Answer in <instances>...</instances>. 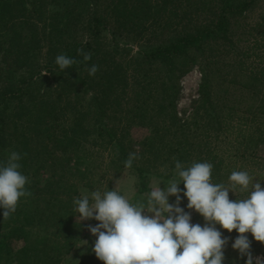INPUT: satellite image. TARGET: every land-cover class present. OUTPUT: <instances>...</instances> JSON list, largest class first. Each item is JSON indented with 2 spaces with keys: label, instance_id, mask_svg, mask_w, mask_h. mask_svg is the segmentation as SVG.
Returning <instances> with one entry per match:
<instances>
[{
  "label": "trees",
  "instance_id": "trees-1",
  "mask_svg": "<svg viewBox=\"0 0 264 264\" xmlns=\"http://www.w3.org/2000/svg\"><path fill=\"white\" fill-rule=\"evenodd\" d=\"M130 41L138 51L127 59ZM59 54L77 63L61 71ZM195 63L201 82L187 119L176 100ZM98 141L120 165L136 153L141 192L161 165L169 173L157 176L178 179L176 160L212 163L213 183L243 170L264 187V0H0V162L20 153L32 193L7 220L0 208V264H60L79 240L91 242L74 211L85 177L75 164ZM222 233L224 264H245L232 251L236 230ZM250 235L251 252L264 253ZM80 264L104 262L89 251Z\"/></svg>",
  "mask_w": 264,
  "mask_h": 264
},
{
  "label": "clouds",
  "instance_id": "clouds-1",
  "mask_svg": "<svg viewBox=\"0 0 264 264\" xmlns=\"http://www.w3.org/2000/svg\"><path fill=\"white\" fill-rule=\"evenodd\" d=\"M84 61L91 53L77 49ZM55 63L63 71L77 61L59 54ZM90 76L98 71L93 64L87 69ZM47 72L42 73L45 75ZM55 86V85H54ZM26 155V154H25ZM130 153L125 167L131 168L137 159ZM22 155L12 151L0 162V208L7 220L17 210L22 197L32 193L26 189L29 178L20 171ZM210 162H192L185 167L175 161V176L165 186L153 187L145 198L132 202L128 196L112 189L95 190L90 195L74 198V211L80 221L95 219L89 226L96 237L92 251L104 264H224L229 237L220 229L238 233L232 249L238 250L245 264H253L248 234L264 243V187L248 171H232L229 184L212 182ZM187 198V208L203 217L204 224L192 223L191 213L181 204V188ZM248 193L244 198L230 199L229 192ZM175 196L170 203L169 197ZM219 225V228L217 227ZM256 264L264 261L256 258Z\"/></svg>",
  "mask_w": 264,
  "mask_h": 264
},
{
  "label": "rangeland",
  "instance_id": "rangeland-1",
  "mask_svg": "<svg viewBox=\"0 0 264 264\" xmlns=\"http://www.w3.org/2000/svg\"><path fill=\"white\" fill-rule=\"evenodd\" d=\"M108 35V33H107ZM111 39V37H109ZM120 42L124 44L125 39L120 38ZM132 51L130 53L123 52L122 57H127L130 59L133 57L136 51H138V46L134 44L133 41H130V48ZM194 56H202L199 53H194ZM193 67L180 79L181 91L176 100V111L179 112V115L182 118H190L192 113L195 112L196 104L194 103L198 99L199 95V85L201 82V69L198 65H192ZM177 74V73H176ZM133 125V126H132ZM131 125L132 130L139 135L142 132V129L135 123ZM92 138V137H91ZM90 138V140H91ZM99 142V146H92L88 143V151L84 154L78 162H76V169H79L85 174V177H80L79 179V189L83 195H90L92 191L100 190L101 192L106 190H115L121 192L129 197L132 202L140 200L141 197H144V202L146 203V197L153 187L161 186L163 188L169 180L157 176L161 173H169L168 167L160 166L159 171L150 179L148 182V190L141 192L138 174L137 171L127 168L124 165L115 163V154L112 150L105 148L103 144ZM264 150V149H262ZM74 167V164H73ZM153 171V170H152ZM164 183V184H163ZM181 195V204L184 199L188 203L187 198ZM175 196L169 197V202H175ZM184 208V207H183ZM185 211L191 213L192 223L204 224L203 217L199 215L194 210H190L187 207ZM98 221L95 219L86 220V224L89 226H95ZM219 228V225L217 226ZM223 232V229H220ZM91 242H88L86 239L79 240L75 248L71 250L70 254L64 257L60 264H80L84 255L89 251H92L96 237L90 232ZM238 233H232V243L237 237ZM251 236V235H250ZM228 247V245L226 246ZM233 252L237 250L232 249ZM253 255V264H256V258L259 257L260 260L264 261V253L262 251L252 252Z\"/></svg>",
  "mask_w": 264,
  "mask_h": 264
}]
</instances>
